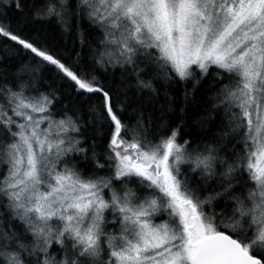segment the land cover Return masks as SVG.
<instances>
[{
  "label": "snow or ice",
  "instance_id": "obj_1",
  "mask_svg": "<svg viewBox=\"0 0 264 264\" xmlns=\"http://www.w3.org/2000/svg\"><path fill=\"white\" fill-rule=\"evenodd\" d=\"M0 264H264V0H0Z\"/></svg>",
  "mask_w": 264,
  "mask_h": 264
}]
</instances>
